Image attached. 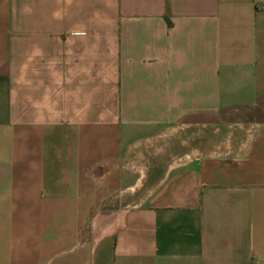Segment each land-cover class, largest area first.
<instances>
[{"label":"crops","instance_id":"1","mask_svg":"<svg viewBox=\"0 0 264 264\" xmlns=\"http://www.w3.org/2000/svg\"><path fill=\"white\" fill-rule=\"evenodd\" d=\"M264 264V0H0V264Z\"/></svg>","mask_w":264,"mask_h":264},{"label":"rangeland","instance_id":"2","mask_svg":"<svg viewBox=\"0 0 264 264\" xmlns=\"http://www.w3.org/2000/svg\"><path fill=\"white\" fill-rule=\"evenodd\" d=\"M6 262L4 261L2 264H5Z\"/></svg>","mask_w":264,"mask_h":264}]
</instances>
